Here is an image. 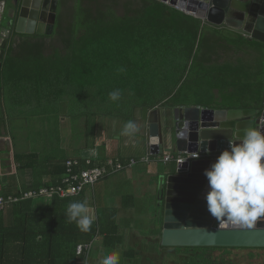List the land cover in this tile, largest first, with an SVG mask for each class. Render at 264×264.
<instances>
[{"label":"trees","instance_id":"1","mask_svg":"<svg viewBox=\"0 0 264 264\" xmlns=\"http://www.w3.org/2000/svg\"><path fill=\"white\" fill-rule=\"evenodd\" d=\"M95 2L94 7H88L84 0H59L51 36H26L13 30V36L25 39L17 45L13 40L9 46V41L2 44L0 125L6 106L11 113L14 101L25 92L66 97L70 111L77 108L91 116L127 121H131L135 107L230 110L246 109L253 103L252 109L262 110L264 43L227 30H212L199 19L158 0ZM54 38L64 51L51 43ZM194 70L197 74L192 76L196 74V80L219 91L224 96L222 102L201 104L180 95ZM117 89L121 97L113 102L109 93ZM241 89L245 94H239ZM7 95L12 97L10 101ZM237 95L247 100L237 104ZM51 185L56 183L46 186ZM5 210L0 212V264H73L80 237L87 234L94 238L97 234L96 223L88 232L59 228L58 222L65 217L52 210L35 209L32 200L11 204ZM162 222L159 219L161 226ZM66 234H70L68 239ZM189 258L191 262L194 255L189 254Z\"/></svg>","mask_w":264,"mask_h":264},{"label":"crops","instance_id":"2","mask_svg":"<svg viewBox=\"0 0 264 264\" xmlns=\"http://www.w3.org/2000/svg\"><path fill=\"white\" fill-rule=\"evenodd\" d=\"M3 2L0 0V55L5 41H9V46L11 40L20 43L25 39L13 36L16 18ZM7 97L9 101L12 98ZM14 102L11 113L6 106L0 125V195L33 191L59 182L69 159H130L150 152L145 138L123 135L129 121L91 116L83 110L75 113L70 111L66 97L64 100L25 92ZM252 107L253 103L246 109ZM159 109L165 128L173 107ZM165 147L172 148L170 144ZM176 167L175 163L138 165L103 180L78 198L42 197L33 201V207L67 217L70 203L87 201L93 209L97 234L94 238L82 236L84 240L78 244L92 243L88 264H101L113 251L119 252L120 264H170L165 255L170 248L162 247L160 242L159 232L162 234L163 228L159 219H163V209L159 183L163 176L174 174ZM73 225L78 228L75 222ZM75 256L73 264H85L83 258Z\"/></svg>","mask_w":264,"mask_h":264},{"label":"water","instance_id":"3","mask_svg":"<svg viewBox=\"0 0 264 264\" xmlns=\"http://www.w3.org/2000/svg\"><path fill=\"white\" fill-rule=\"evenodd\" d=\"M159 1L201 19L208 27L264 43V0ZM47 2L4 0V8L13 11V18H16L15 33L51 36L59 0H55L54 14L46 10ZM50 15L52 19L49 20ZM131 121L137 126L134 134L148 141L152 155L220 154L229 148L230 140L238 143L245 129L264 130V106L262 110L175 107L165 128L159 108L138 107L133 110ZM166 144L172 148H166ZM215 161L185 162L177 165L174 174L162 177L159 183L163 209L162 247L264 250V222H258L253 229L232 225L221 227L209 215L205 200L209 189L204 172Z\"/></svg>","mask_w":264,"mask_h":264},{"label":"clouds","instance_id":"4","mask_svg":"<svg viewBox=\"0 0 264 264\" xmlns=\"http://www.w3.org/2000/svg\"><path fill=\"white\" fill-rule=\"evenodd\" d=\"M120 97L121 90L109 93L113 102ZM136 127L134 122H127L123 135H133ZM228 144L229 148L204 172L209 189L205 195L207 211L221 227L253 229L264 222V130L249 127L238 143L230 140ZM92 213L87 201L72 202L67 207L69 222H75L83 232L91 230L95 221ZM101 264H120L119 252L107 254Z\"/></svg>","mask_w":264,"mask_h":264},{"label":"built area","instance_id":"5","mask_svg":"<svg viewBox=\"0 0 264 264\" xmlns=\"http://www.w3.org/2000/svg\"><path fill=\"white\" fill-rule=\"evenodd\" d=\"M218 155L217 153L198 152L194 154L164 153L155 156L148 152L144 157L130 159H69L65 164V172L56 185L45 186L28 192L21 191L18 195L0 196V212H3L11 204L27 200L34 201L42 197L78 198L87 189L95 187L103 180L138 165L155 162L181 165L185 162L191 163L196 160L216 159ZM91 253L92 243L80 244L76 250V254L84 259L85 264H88Z\"/></svg>","mask_w":264,"mask_h":264},{"label":"rangeland","instance_id":"6","mask_svg":"<svg viewBox=\"0 0 264 264\" xmlns=\"http://www.w3.org/2000/svg\"><path fill=\"white\" fill-rule=\"evenodd\" d=\"M84 4L85 6H88V7H94L96 5V2L95 0H84ZM120 11L122 13L123 11L122 7H120ZM12 25L13 24L11 23V26ZM54 39L55 40L54 41L52 40L53 42L51 41V43H53L58 50L64 51L62 49L63 46L57 40V38H54ZM37 40L39 39H35L34 41H37ZM47 43L49 42L47 41ZM15 45H17V42H15ZM242 57L246 58V60H249L248 56L245 57L242 55ZM193 73L197 74V71L194 70L190 74L191 80L187 81L186 84H183L185 89L180 92L181 96H186V100L190 102L201 103V104L209 103L213 101H216L219 104L220 102L223 101L222 98H224V96H222V94L219 91L211 90L207 82L205 81L196 80L197 78L196 74L195 76H192ZM193 87H197L199 88V90H196V91L191 90ZM238 92L239 94L243 92L245 94L246 90L241 89ZM237 97L239 100L237 104L240 101L242 102V101L247 100L246 98L241 100L243 95H237ZM73 102H75V100H73ZM2 107L4 109L3 103H2ZM73 111L78 112L79 110L75 108ZM57 226L59 228H66V230L68 231L74 228L73 222H69L67 217H65V219L63 218L62 220H60V223L58 222ZM65 237L66 239H68L70 237V234H66ZM83 240L84 239L80 237V241H83ZM189 254L194 255V258L192 259L191 262H189L191 260L189 258ZM165 255H167L170 258V264H264V250H257V249L243 250V249L228 248V249H218V250H197V251L196 250H185L183 251L182 249L177 250L175 248H170V250L165 251ZM185 255L187 257H185Z\"/></svg>","mask_w":264,"mask_h":264},{"label":"bare ground","instance_id":"7","mask_svg":"<svg viewBox=\"0 0 264 264\" xmlns=\"http://www.w3.org/2000/svg\"><path fill=\"white\" fill-rule=\"evenodd\" d=\"M55 0H48V2L46 3V10L49 13H53L54 14V10H55ZM52 19V16H49V20Z\"/></svg>","mask_w":264,"mask_h":264}]
</instances>
